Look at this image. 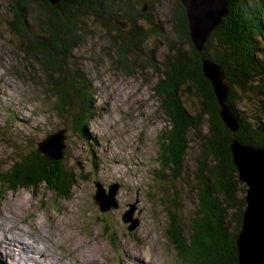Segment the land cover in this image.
Returning a JSON list of instances; mask_svg holds the SVG:
<instances>
[{
    "label": "trees",
    "instance_id": "obj_1",
    "mask_svg": "<svg viewBox=\"0 0 264 264\" xmlns=\"http://www.w3.org/2000/svg\"><path fill=\"white\" fill-rule=\"evenodd\" d=\"M9 2L14 15L8 24L25 62L38 65L44 72L56 99L54 109L58 117L69 118L66 125L80 134L88 128L92 117L94 91L92 80L83 71L77 66L69 67L78 47L102 27L111 38L106 54L128 73L143 67L139 59L147 54L150 66L159 72L154 90L168 122L157 154L161 166L150 171L163 186L167 185V196L163 199L169 217L167 235L184 264H239L237 236L245 204L243 194L239 196L237 189L244 191L246 186L238 179L230 149L234 133L224 127L221 105L204 72L203 57L218 63L224 79L231 84L228 107L239 121L236 137L245 144L264 147V107L259 109V115L255 114L257 110L251 115L241 104L242 95L252 90L256 80L255 87L262 89L264 97V0H244L246 7L241 0H228V14L201 52L191 38L186 7L181 0H174L169 17L172 23L167 29L173 36L165 37L168 50L164 62L157 60L154 50L149 54L144 51L147 32L145 25L137 20L144 17L152 22V15L145 9L151 7L149 1L136 0V4L133 0ZM34 7L39 10L35 16L37 22L34 16L33 21L30 19ZM246 13L259 15L249 20ZM94 19L101 23H89ZM125 21L131 22L130 27H122ZM149 24L154 26L155 35L165 32L166 27L160 22ZM172 50L175 54H171ZM241 86L243 90L238 89ZM186 96L195 100L189 101L191 110L185 104ZM195 142L199 145L198 152L194 161L189 160V166L186 155ZM77 174L74 165L35 148L31 153H18L7 167L0 165V186L8 192L19 188L30 191L44 184L54 191L56 199L69 195ZM178 180H183L186 186L190 184L188 189L199 199V209L195 203L197 217L188 225L189 244L181 222L185 207ZM238 203L241 209L234 210Z\"/></svg>",
    "mask_w": 264,
    "mask_h": 264
},
{
    "label": "rangeland",
    "instance_id": "obj_2",
    "mask_svg": "<svg viewBox=\"0 0 264 264\" xmlns=\"http://www.w3.org/2000/svg\"><path fill=\"white\" fill-rule=\"evenodd\" d=\"M133 1L136 4V0ZM145 1L151 3V7L145 9L152 15V22L144 17L137 20L145 25L147 32L144 51L149 54L154 50L157 60L164 62V53L168 50L165 37L173 36L168 34L167 29L172 23L169 17L174 0ZM241 2L246 7L244 0ZM11 8L9 0H0V165L7 167L15 161L18 153H31L42 146L46 148L42 143L45 138L64 130L65 138L56 147V155L65 163L74 165L79 174L73 180L69 195L56 199L54 191L44 184L30 191L19 188L4 192L0 186V256L5 259L2 261L0 258V264H54V261L55 264H184L166 232L169 217L163 199L167 196V185L163 186L150 172L161 166L157 154L163 129L168 122L159 108V98L154 90L159 72L150 66L147 54L139 59L143 67L139 66L136 72L128 73L106 54L110 50L111 38L106 34L107 29L102 27L78 47L74 63L70 62L69 67L77 66L78 70L83 71L92 80L94 91L92 117L88 128L80 134L66 125L69 118L58 117L54 109L56 99L44 72L36 67L38 65L31 66L25 62L24 53L20 52L17 38L8 24L14 15ZM38 11V7L30 11L31 20L34 16L37 22L35 16ZM228 12L229 8L226 15ZM246 14L249 20L259 15ZM94 20L89 23H101ZM159 22L166 29L157 36L153 32L154 26L149 23ZM123 23L122 27H130L131 22ZM213 32L201 39L202 51ZM171 54H175L173 50ZM205 60L211 59L203 57V65ZM32 62L30 60L34 64ZM223 81L229 84L226 91L228 105L231 84ZM256 81L251 85L252 90L241 97L242 108L251 115L253 110H257L255 114L259 115V109L264 107L262 89L257 90ZM238 89L241 90L242 86ZM189 101L195 100H189L186 96L185 104L191 110L193 108ZM227 111L225 109L224 112ZM222 119L226 130L234 133L236 142L251 145L241 142L236 137L237 129L230 128L225 117ZM197 142L192 143V148L187 152L188 165L189 160L194 161L197 156ZM97 182L105 188V198L111 199L110 189L116 188L114 199L117 206L102 210L101 203L94 197L99 186ZM177 183L185 207L181 222L189 244V226L197 217L199 199L195 192L188 189L190 184L186 186L183 180ZM237 194L242 195L243 190L238 188ZM110 202L106 200L104 205ZM239 203L234 210L241 208ZM131 209H134L132 218L138 221L133 230L129 229L131 222L123 219ZM13 223L23 226L22 231L28 229L36 238H19L14 230L7 227ZM41 238L51 242V248L47 251L60 256L58 260L43 256L30 247L33 244L43 246ZM17 239L22 242L18 243ZM25 241H33V244ZM25 244L27 247H24ZM23 249H32L34 254L47 260L42 263L31 255V259H27L26 253L21 254Z\"/></svg>",
    "mask_w": 264,
    "mask_h": 264
},
{
    "label": "water",
    "instance_id": "obj_3",
    "mask_svg": "<svg viewBox=\"0 0 264 264\" xmlns=\"http://www.w3.org/2000/svg\"><path fill=\"white\" fill-rule=\"evenodd\" d=\"M57 3L58 0H51ZM186 7L188 24L191 38L199 50H203L202 41L206 36L222 22V18L228 10L226 0H181ZM121 23V22H120ZM203 65L206 76L211 80L217 99L221 105L220 115L225 117L228 125L233 130H238L239 121L226 105L229 84L223 83L224 73L221 66L211 60H205ZM221 73V77L219 74ZM225 80V79H224ZM224 86L226 88H224ZM225 109L228 111L225 113ZM224 114V115H223ZM64 130L50 134L39 150L47 156L59 159L56 155L57 148L64 141ZM59 141H56V140ZM41 143V144H42ZM232 160L237 168L239 181L245 184L243 193L244 208L242 214V224L237 236L238 263L239 264H264V147L253 145H242L234 139L230 144ZM98 189L94 195L101 203L103 211L110 206H117V202L111 200L110 204H105L102 197L106 194L105 188L97 182ZM100 192V195H97ZM116 188L110 189V197H114ZM241 198V199H242ZM241 209V208H239ZM134 209L123 216L125 222H131L129 229H135L138 221L132 218Z\"/></svg>",
    "mask_w": 264,
    "mask_h": 264
},
{
    "label": "bare ground",
    "instance_id": "obj_4",
    "mask_svg": "<svg viewBox=\"0 0 264 264\" xmlns=\"http://www.w3.org/2000/svg\"><path fill=\"white\" fill-rule=\"evenodd\" d=\"M230 130V129H229ZM102 184V183H101ZM97 195H100V192L97 194ZM105 195H103L102 197L105 199V201L106 200H114L115 201V199H114V197L112 198L111 197V199L110 198H107V196H106V198L104 197ZM116 202V201H115ZM8 228H11L12 230H14L15 231V233L19 236V238H36L35 237V235H31V232L28 230V229H26V230H23L22 231V228H23V226H20L18 223H13L12 225H10L9 224V226H7ZM19 229H18V228ZM10 233H11V231H9ZM8 232V233H9ZM40 233V232H39ZM45 234V233H44ZM36 235H37V233H36ZM47 235V234H46ZM48 235H50V234H48ZM45 236V235H44ZM42 240H43V246H37L36 244H33V241H29L30 243H32L33 245H30V247H33V249H36V251L38 252V253H40L41 255H43V256H46V257H53V258H56L57 260L60 258V256H55L54 255V253L53 252H48L47 251V249H50L51 248V244H49V243H51V242H49L48 243V240L46 239V238H41ZM17 241H18V243L19 242H22L21 240H19V239H17ZM50 241V240H49ZM25 242H27V241H25ZM29 242H27V244H29ZM48 244V245H47ZM54 245V244H53ZM35 246V247H34ZM24 247H27L26 246V244L24 245ZM27 254V259H31V256H34V257H36L37 259H39L40 260V262H42L43 263V261H45V260H47V259H44L43 257H41V255H39V254H34V252L32 251V249L31 250H28V251H26L25 249H23L22 250V255L23 254ZM31 255V256H30ZM56 263V261H54V264Z\"/></svg>",
    "mask_w": 264,
    "mask_h": 264
}]
</instances>
